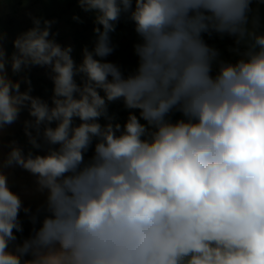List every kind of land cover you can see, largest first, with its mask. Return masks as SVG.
Masks as SVG:
<instances>
[{"label": "clouds", "instance_id": "1", "mask_svg": "<svg viewBox=\"0 0 264 264\" xmlns=\"http://www.w3.org/2000/svg\"><path fill=\"white\" fill-rule=\"evenodd\" d=\"M77 3L96 35L79 63L55 20L29 13L10 54L0 31V135L31 117L30 149L11 140L0 160V264H264V31L253 8L264 0ZM122 19L139 38L128 74L105 60ZM213 33L234 38L235 62L206 43ZM33 67L47 69L51 104L32 95ZM117 101L139 118L115 122ZM14 167L46 194L36 213L8 186ZM21 211L33 225L45 214L17 243Z\"/></svg>", "mask_w": 264, "mask_h": 264}, {"label": "rangeland", "instance_id": "2", "mask_svg": "<svg viewBox=\"0 0 264 264\" xmlns=\"http://www.w3.org/2000/svg\"><path fill=\"white\" fill-rule=\"evenodd\" d=\"M70 1L73 4L68 8L67 3ZM257 7L259 8L261 30L264 31V3L259 5L254 3L253 8L255 9ZM29 13L31 16L56 21V23L52 25V32L58 33L55 39L62 46L70 45L73 47L72 56L73 59H75L76 56L75 61L77 63L82 59V49L84 46H87L89 50L93 48L96 40V35L93 31L95 27L93 22L94 16L92 13H85L81 10L77 0H0V31L13 29L10 33L6 30L4 31L8 36L5 46L9 54L14 50L12 40L19 33L33 26ZM74 15L79 16L83 22L79 23L76 21L74 24ZM54 25H57V27L54 28ZM110 37L113 45H115V50L111 55L106 57L105 60L119 65L125 74L134 71L138 64V58L134 54L133 45L139 42V38L134 30V24L122 19L117 24L115 32L110 34ZM204 39L209 46L215 47L220 51L221 58L231 62H235L238 58L228 50L230 47L235 46L234 38L227 35L221 37L219 34L213 33L211 37L204 34ZM46 72L47 69L45 68L33 67L28 75L32 81V95L40 96L51 104L50 97L52 95L53 84L46 76ZM26 87L27 86L22 83L21 91H24ZM129 111H133L139 118V111L125 109L122 101H117L109 105V114L113 115L115 118L127 120ZM180 118V114L177 112L171 114V119L173 121ZM26 119H31V117H29L28 112L24 110L21 112L19 119L14 124L8 126L3 134L0 135V160L7 154L5 149L7 143L2 140V137L9 133L13 135L12 140H16L25 152L30 149L31 146L27 143V137L23 131V121ZM99 122L103 124L106 121L101 118ZM142 122L143 120H141V123ZM93 151L94 146L85 154L86 160L91 157ZM33 152L34 154H45V150L43 149H33ZM4 172L7 175V182L10 190L21 197L25 207H30L32 213H36L37 209L44 204L46 194H41L36 191L35 177L19 167L7 168L4 169ZM19 219L22 226H27L31 223L28 216H26L23 211L20 212ZM16 236L17 243H22L24 239L28 238L18 234H16Z\"/></svg>", "mask_w": 264, "mask_h": 264}, {"label": "trees", "instance_id": "3", "mask_svg": "<svg viewBox=\"0 0 264 264\" xmlns=\"http://www.w3.org/2000/svg\"><path fill=\"white\" fill-rule=\"evenodd\" d=\"M13 79H14V77H13ZM180 117H181V114H180ZM115 122H119V123H121L123 125L126 122V119L117 118L116 117L115 118ZM142 123H145V122L143 121ZM12 136L13 135L9 133V134L5 135L4 137H2V140H4V142H6L8 144V142L13 139ZM5 149H6V153H7L9 151L8 147L5 146ZM44 214L45 213H43V212L40 213L38 224L33 225L32 223H30L27 226H22L23 231L22 232H17L16 234H18V235H20L22 237H28L29 238L31 236V234H32L33 227H36V228H39L40 227L39 222L42 221Z\"/></svg>", "mask_w": 264, "mask_h": 264}, {"label": "crops", "instance_id": "4", "mask_svg": "<svg viewBox=\"0 0 264 264\" xmlns=\"http://www.w3.org/2000/svg\"><path fill=\"white\" fill-rule=\"evenodd\" d=\"M73 3L70 1V2H68L67 3V7L69 8V7H71V5H72ZM76 23V21L74 22V24ZM57 27V25H54V28H56ZM6 31H8L9 33L11 32V30H13V29H5ZM5 30H2V31H5ZM58 37V36H57ZM74 60H76V56H75V59ZM9 70H10V68H9ZM37 71V70H36ZM15 79L17 78V77H14ZM53 87V86H52ZM53 89V88H52Z\"/></svg>", "mask_w": 264, "mask_h": 264}, {"label": "built area", "instance_id": "5", "mask_svg": "<svg viewBox=\"0 0 264 264\" xmlns=\"http://www.w3.org/2000/svg\"><path fill=\"white\" fill-rule=\"evenodd\" d=\"M9 73H10V71H9ZM11 74V73H10Z\"/></svg>", "mask_w": 264, "mask_h": 264}]
</instances>
